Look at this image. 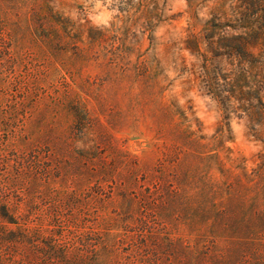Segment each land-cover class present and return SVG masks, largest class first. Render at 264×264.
Segmentation results:
<instances>
[{
  "label": "rangeland",
  "instance_id": "1",
  "mask_svg": "<svg viewBox=\"0 0 264 264\" xmlns=\"http://www.w3.org/2000/svg\"><path fill=\"white\" fill-rule=\"evenodd\" d=\"M44 3L81 32L40 44ZM228 4L0 0V264H264L263 71L205 41Z\"/></svg>",
  "mask_w": 264,
  "mask_h": 264
},
{
  "label": "trees",
  "instance_id": "2",
  "mask_svg": "<svg viewBox=\"0 0 264 264\" xmlns=\"http://www.w3.org/2000/svg\"><path fill=\"white\" fill-rule=\"evenodd\" d=\"M44 8L47 13L44 16L38 15L36 18L38 27L32 32L33 38H36L35 40H38L40 44L44 46L50 44L51 34L44 26L46 20L59 25L62 30L61 34L58 30L53 29L51 30L52 34L71 36L76 32H81L82 26L81 28L75 26L69 18L53 10L52 5L44 3ZM228 9L231 10L230 14L212 17L206 21L208 23L206 28L209 31H212L213 34L215 31L220 33L217 35V40H213L212 35H206L205 41L209 48L223 50L217 54L222 53L236 57L243 76L248 73L245 64L250 65L257 62L258 68L263 72L261 77L258 76L260 78L257 79L254 87L255 95L252 97L256 99L258 108H260L264 105L261 94L264 91V0H229ZM144 25L147 29L150 28L151 19L145 18ZM256 49L258 52L255 56L253 50ZM9 60H3L1 57L0 66L9 62V66L12 67L15 61ZM226 97L228 98V96H222L220 99L226 100ZM235 230H229V233L231 235L235 233L236 236L239 233H244V230L242 232H239L238 228Z\"/></svg>",
  "mask_w": 264,
  "mask_h": 264
}]
</instances>
